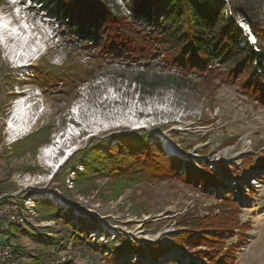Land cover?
<instances>
[{
    "label": "rangeland",
    "instance_id": "374dc122",
    "mask_svg": "<svg viewBox=\"0 0 264 264\" xmlns=\"http://www.w3.org/2000/svg\"><path fill=\"white\" fill-rule=\"evenodd\" d=\"M117 1L125 9L127 0ZM225 3L227 11L231 3L252 4L256 12L264 10V0ZM236 18L249 34V41L254 42L238 11ZM0 21L5 23L0 22V180L6 179L8 186L0 194V226L14 225L5 213L12 204L16 203L25 216L13 236L0 237V246L9 245L14 250L16 245L24 253L0 264H100L102 254L112 255V246H122L120 234L141 245L160 241L169 249L163 261H144L148 260L147 252L142 260L136 253L117 256L116 252L115 262L163 264L171 258L175 264H188V254L172 246L171 235L183 229L177 224L179 217L186 212L201 216L212 208L217 212L229 205L228 201L220 202L228 194L238 203L241 221H248L249 227L239 242L235 235L225 236L222 250L234 244L232 264H264V95L259 97L258 89L254 99L236 85L180 76L156 61L112 56L96 59L40 0H0ZM25 32V46L17 54L16 45ZM30 44L34 45L29 59L22 62ZM41 65L91 74L74 85L49 80L45 85L32 83ZM20 98L27 109L26 130L13 132L7 120L20 115L15 106ZM100 119L108 125L97 122ZM95 124L98 129L92 128ZM68 125L75 130L65 134ZM130 131L150 134L163 147L166 139L183 163L187 158L207 161L213 169L221 162L228 167L227 172L219 173L225 187L203 190L183 180L165 179L140 183L114 196L106 179H96V188L88 192L73 183L69 166L77 162L81 156L78 152L90 140ZM47 145L55 147L47 156L50 163L40 156ZM66 148L68 155L59 160ZM75 166L82 169L80 164ZM39 197L61 206L71 223L86 224L90 244L102 248L73 247L66 241L59 248L48 245L51 238L67 233L68 228L41 219L34 206V199Z\"/></svg>",
    "mask_w": 264,
    "mask_h": 264
},
{
    "label": "trees",
    "instance_id": "16d2710c",
    "mask_svg": "<svg viewBox=\"0 0 264 264\" xmlns=\"http://www.w3.org/2000/svg\"><path fill=\"white\" fill-rule=\"evenodd\" d=\"M40 2L53 10L57 20L83 41L85 44L80 43L90 49L96 59L112 56L123 60H152L161 68L173 70L180 76L194 75L216 80L217 85H236L254 99L258 98L254 93L257 89L262 95L259 97L264 95V10L256 12L252 4L235 6L231 3L227 11L225 0H127L123 10L117 0ZM237 11L248 25L254 42L249 41V34L239 25ZM38 67L32 83L45 85L49 80V83L74 85L91 74L55 66L50 69L43 65ZM164 149L156 138L147 133L138 135L130 131L112 134L90 140L78 152L81 156L76 163L82 169L73 163L69 170L73 171V183L78 184L83 192L95 189L96 179H106L113 188L111 192L114 196L134 185L165 179L183 180L199 185L203 190L225 187L219 173L223 170L227 172L228 167L221 162L215 163V169L207 161L192 162L187 158L183 163L180 156H176L178 153H169ZM261 160H264V155ZM233 173L237 174L236 171ZM6 181L0 180V194L7 191ZM250 191L248 194H251ZM220 200L228 201L229 205L224 202L226 206L223 209L214 212L212 208L201 216L186 212L179 217L177 224L183 229L171 235L172 246L180 253L188 254L191 259L188 264L233 263L234 244L227 246L226 251L222 250L225 236L235 235L236 241L243 240L249 223L241 221L239 205L229 194ZM34 202L42 220H54L56 224L60 222L68 228L67 233L51 238L48 245L59 248L66 241L73 247L83 245L96 251L102 248L99 244H90V228L82 222L71 223L61 206L43 197L34 199ZM19 226H0V237L6 234L13 236L14 229ZM119 241L122 246H110L113 254H102L100 264H134L133 260L115 262L116 252L117 256L136 253L139 260L144 259L147 252L148 260L144 261L154 263L163 261L169 249L160 241L141 245L129 241L124 234H120ZM23 253L15 245L13 255L21 256ZM175 261L167 258L163 264H175Z\"/></svg>",
    "mask_w": 264,
    "mask_h": 264
},
{
    "label": "bare ground",
    "instance_id": "6f19581e",
    "mask_svg": "<svg viewBox=\"0 0 264 264\" xmlns=\"http://www.w3.org/2000/svg\"><path fill=\"white\" fill-rule=\"evenodd\" d=\"M1 22V21H0ZM1 24H4V22H1ZM4 28V27H3ZM12 29H16L15 26L12 27ZM27 33L25 32V34L22 35V37L20 38L18 44L16 45V49H17V54L18 52H20L21 50H23V47L25 46V43H26V39H27ZM4 36L2 37V39L4 40ZM18 41V40H17ZM34 45V44H33ZM33 45L30 44V45H27L26 48H25V57L22 59V62L26 61L27 59H29V54H30V51H31V48H33ZM16 54V53H15ZM28 55V57H27ZM18 56V55H17ZM23 99H18L17 100V103H16V108L18 109V111L20 112V115L16 118V120H13V119H9L7 120V125H12L9 129L10 131H13L15 132L16 130H12L13 127L15 126H18V125H22V128L23 130L25 129V126L23 125L26 121V117H27V109L25 108V106L23 105ZM16 116V115H15ZM97 122H101V125L103 126H107L108 125V121H102L101 119L100 120H97ZM92 128L94 129H98L99 128V125L98 124H95V126ZM26 130V129H25ZM75 128L71 125H68L66 131H65V134H69V132H72L74 131ZM14 133L12 134L11 133V138L14 137ZM163 143H164V147L168 150V151H171L172 153H177V149L172 145V143H170L169 141H167L166 139H163ZM43 148V147H42ZM55 147L53 145H47L43 148V150L41 151V158H43V161H46L47 163H50L51 160L47 158V156H51L53 154L52 152V149H54ZM68 152H69V148H66L65 150V154L64 155H61L60 158H58L59 160H62L65 158V156L68 155ZM61 161H59L58 163H60ZM57 163V164H58ZM56 166V165H55ZM56 168V167H55ZM53 168V169H55ZM145 264H148V263H145Z\"/></svg>",
    "mask_w": 264,
    "mask_h": 264
},
{
    "label": "built area",
    "instance_id": "2783aa9c",
    "mask_svg": "<svg viewBox=\"0 0 264 264\" xmlns=\"http://www.w3.org/2000/svg\"><path fill=\"white\" fill-rule=\"evenodd\" d=\"M230 14V12H229ZM12 203H15L12 201ZM6 219L8 222L14 224H21L25 221V216L19 211V207L14 204L11 207L5 209ZM13 257V248L9 245H2L0 246V262H8Z\"/></svg>",
    "mask_w": 264,
    "mask_h": 264
},
{
    "label": "water",
    "instance_id": "95a60500",
    "mask_svg": "<svg viewBox=\"0 0 264 264\" xmlns=\"http://www.w3.org/2000/svg\"><path fill=\"white\" fill-rule=\"evenodd\" d=\"M252 41V40H251ZM15 104H16V102H15ZM12 125H9L8 127L10 128ZM12 130H16V131H19V130H23L22 129V125L20 126V125H18V126H15V127H13V129ZM60 165V163H58L56 166H59Z\"/></svg>",
    "mask_w": 264,
    "mask_h": 264
}]
</instances>
